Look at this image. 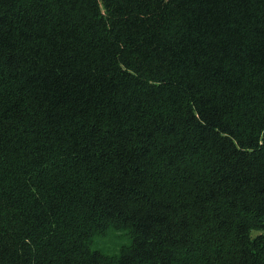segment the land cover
Listing matches in <instances>:
<instances>
[{"label":"trees","instance_id":"trees-1","mask_svg":"<svg viewBox=\"0 0 264 264\" xmlns=\"http://www.w3.org/2000/svg\"><path fill=\"white\" fill-rule=\"evenodd\" d=\"M0 264H264V0H0Z\"/></svg>","mask_w":264,"mask_h":264},{"label":"rangeland","instance_id":"rangeland-1","mask_svg":"<svg viewBox=\"0 0 264 264\" xmlns=\"http://www.w3.org/2000/svg\"><path fill=\"white\" fill-rule=\"evenodd\" d=\"M112 240H113V238H112V236H109V237H107V238H104V239H101V241L107 246V245H109V246H112ZM110 242V243H109Z\"/></svg>","mask_w":264,"mask_h":264}]
</instances>
